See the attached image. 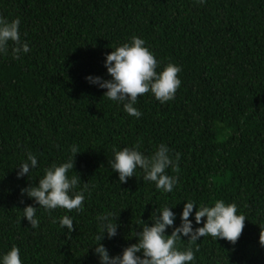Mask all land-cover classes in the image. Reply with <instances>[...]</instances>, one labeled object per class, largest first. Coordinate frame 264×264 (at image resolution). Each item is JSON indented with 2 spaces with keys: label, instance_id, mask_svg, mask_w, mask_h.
<instances>
[{
  "label": "trees",
  "instance_id": "1",
  "mask_svg": "<svg viewBox=\"0 0 264 264\" xmlns=\"http://www.w3.org/2000/svg\"><path fill=\"white\" fill-rule=\"evenodd\" d=\"M0 17L20 18L30 48L19 60L0 56V254L15 245L23 264H98L99 215L119 217L118 235L102 241L117 255L156 208L173 207L179 225L188 200H224L246 217L235 245L208 236L198 251L187 238L178 246L193 248L192 264H264V0H0ZM133 36L155 55L157 71L182 69L173 100L138 97L139 119L85 79H110L105 54ZM161 144L174 160L179 154L167 170L178 177L173 192L157 191L142 170L119 184L108 166L113 149L151 156ZM72 145L79 153L68 175H79L77 191L88 186L83 209L41 208L31 229L22 210L38 205L21 189L68 161ZM29 152L38 167L18 179ZM63 215L73 218L70 234L59 226Z\"/></svg>",
  "mask_w": 264,
  "mask_h": 264
},
{
  "label": "clouds",
  "instance_id": "2",
  "mask_svg": "<svg viewBox=\"0 0 264 264\" xmlns=\"http://www.w3.org/2000/svg\"><path fill=\"white\" fill-rule=\"evenodd\" d=\"M199 2L203 3L204 0ZM20 23L19 17L11 21L0 17V56L11 55L13 59L19 60L30 51L28 43L21 40ZM145 44L142 38L133 36L129 42L106 53L104 67L110 79L92 75L85 77L90 86L106 90L103 97L118 106L122 105L125 113L137 119L142 116L135 106L138 97L150 93L159 103L164 104L175 98L181 86L178 75L182 71L181 67L169 63L157 71L160 65ZM70 151L73 156L68 161L45 168L38 183H30L21 189V196H26L38 205H27L22 210V218L28 221L31 229L40 226L37 213L41 208L45 211L63 209L68 212L83 209L88 186L85 184L84 189L77 191L81 182L79 175L69 177L68 173L74 171V158L79 148L72 145ZM178 159L179 154H176L174 160L171 150L164 144L159 145L151 156H145L137 147H125L113 149V158L108 161V166L113 173L118 174L119 184L127 183L137 170H142L144 181L154 184L161 193H171L178 184V177L169 175L167 170L173 168ZM37 167V156L27 153L26 159L16 168L17 178H29L30 172ZM173 209L165 204L151 213L150 223L141 220L142 227L134 237L136 243L124 247L117 255H111L102 241L112 240L118 235L119 217L113 212L99 215V233L94 238L99 243L91 248L98 258V264H192L195 251L191 246L180 248L178 244L182 238H187L189 245H197L196 251L199 250L197 241L208 236L235 245L245 227L246 217L238 214L237 205L224 200L199 207L195 201L188 200L179 214V225H176L178 217ZM56 222L53 218V223ZM58 223L61 229L66 227L69 234L74 231L72 217L63 215L59 217ZM168 229H171L170 235L167 234ZM259 243L264 247L262 230ZM0 264H23L19 247L14 245L0 254Z\"/></svg>",
  "mask_w": 264,
  "mask_h": 264
}]
</instances>
